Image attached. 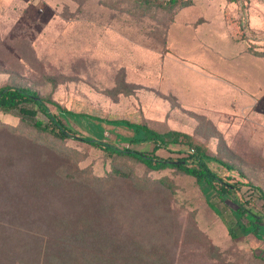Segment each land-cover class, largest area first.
Instances as JSON below:
<instances>
[{"label": "rangeland", "instance_id": "rangeland-1", "mask_svg": "<svg viewBox=\"0 0 264 264\" xmlns=\"http://www.w3.org/2000/svg\"><path fill=\"white\" fill-rule=\"evenodd\" d=\"M170 14L142 12L132 0H0V86L30 87L75 113L193 135L264 192V60L245 55L249 47L264 51V0H194ZM34 119L47 118L38 111ZM3 120L17 122L13 116ZM72 123L91 136L84 124ZM102 126L104 139L113 141V130L126 133ZM26 140L0 131V233L34 235L32 228L66 213L59 195L34 197L27 189L38 165L69 171L68 159H78L80 169L98 177L116 165L165 180V188L146 190L150 201L135 202L132 220L150 231L148 237L165 238L173 264H264V201L255 193L249 206L261 222L233 239L229 228L249 219L236 220L209 195L219 213L211 208L206 186L193 178L112 160L81 141L61 143L62 159ZM209 166L224 170L217 161ZM125 186L121 180L113 185L121 192ZM40 237L29 239L40 246L39 264L46 241Z\"/></svg>", "mask_w": 264, "mask_h": 264}, {"label": "trees", "instance_id": "trees-1", "mask_svg": "<svg viewBox=\"0 0 264 264\" xmlns=\"http://www.w3.org/2000/svg\"><path fill=\"white\" fill-rule=\"evenodd\" d=\"M132 2L142 12L157 9L171 13L173 18L177 11L191 6L194 0ZM249 50L264 56V51L255 47H249ZM29 103L35 108L26 107ZM49 104L54 105L58 113L52 112ZM38 111L45 115L46 121L34 119ZM8 116L15 118V125L3 120ZM70 119L84 124L91 136L81 135ZM103 124L110 125L112 129L120 127L126 133L113 130V141L104 139ZM0 131L22 136L37 149L45 148L62 159L61 155L66 154V149L61 147V143L71 139L102 151L112 160H131L151 172L173 170L193 178L198 185L206 186L207 191L203 193L211 208L219 213L209 195L224 202L236 220L242 215L249 219L248 225L239 223L237 229L229 228L233 239L251 233L250 225L257 230L258 222H261L249 206L254 193L264 201L261 188L243 179L240 169L238 171L235 166L211 156L206 143L193 135L173 129L159 131L143 122L107 120L75 113L30 87L11 84L0 86ZM146 145L151 147H138ZM77 160L68 159L69 171L61 167L48 171L46 166H37L36 174L30 177L27 191H31L34 197L47 193L59 195L67 212L58 217L53 215L56 219L47 227L32 228L36 235L6 228V233H0V264H39L36 253L40 246L29 239L41 238L40 235L46 239L41 264H173L164 248L165 238L154 240L147 236L150 231L133 222L137 215L135 202L145 203V198L150 201L146 190L165 188V180L141 178L132 170L126 171L116 165H112L107 176L98 177L89 169H80ZM211 161L222 165L223 172L213 170L209 166ZM117 180L125 183L124 192L113 187ZM150 217H154V213ZM144 234L149 239L144 238Z\"/></svg>", "mask_w": 264, "mask_h": 264}, {"label": "crops", "instance_id": "crops-1", "mask_svg": "<svg viewBox=\"0 0 264 264\" xmlns=\"http://www.w3.org/2000/svg\"><path fill=\"white\" fill-rule=\"evenodd\" d=\"M245 55L252 56V57H254V58H258V59H260V60H264V56H257V55H254V54H252L250 51H247V52L245 53Z\"/></svg>", "mask_w": 264, "mask_h": 264}]
</instances>
